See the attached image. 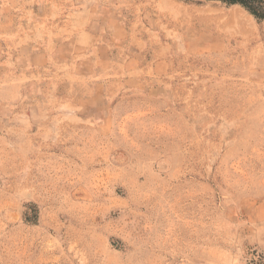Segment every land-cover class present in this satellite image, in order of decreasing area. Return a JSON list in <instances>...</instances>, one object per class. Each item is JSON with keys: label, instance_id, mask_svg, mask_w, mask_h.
<instances>
[{"label": "rangeland", "instance_id": "1", "mask_svg": "<svg viewBox=\"0 0 264 264\" xmlns=\"http://www.w3.org/2000/svg\"><path fill=\"white\" fill-rule=\"evenodd\" d=\"M264 258V19L221 0H0V264Z\"/></svg>", "mask_w": 264, "mask_h": 264}, {"label": "trees", "instance_id": "2", "mask_svg": "<svg viewBox=\"0 0 264 264\" xmlns=\"http://www.w3.org/2000/svg\"><path fill=\"white\" fill-rule=\"evenodd\" d=\"M228 4H240L259 19H264V0H221ZM252 264H264L263 256H258Z\"/></svg>", "mask_w": 264, "mask_h": 264}]
</instances>
